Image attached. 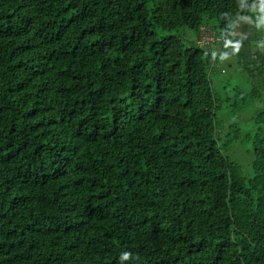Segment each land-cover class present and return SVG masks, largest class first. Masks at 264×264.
<instances>
[{
    "label": "trees",
    "instance_id": "trees-1",
    "mask_svg": "<svg viewBox=\"0 0 264 264\" xmlns=\"http://www.w3.org/2000/svg\"><path fill=\"white\" fill-rule=\"evenodd\" d=\"M263 4L0 0V264H264ZM221 106L259 107L219 142Z\"/></svg>",
    "mask_w": 264,
    "mask_h": 264
},
{
    "label": "rangeland",
    "instance_id": "rangeland-1",
    "mask_svg": "<svg viewBox=\"0 0 264 264\" xmlns=\"http://www.w3.org/2000/svg\"><path fill=\"white\" fill-rule=\"evenodd\" d=\"M254 21L253 19H249V17H244L241 20V23L239 24V31L240 28L243 24L246 22L248 23L250 20V23H253L252 27L247 30L248 32L250 31L251 36L253 37L252 42L258 43L259 46L256 47V49H260L259 52L264 51V4L261 7V9L257 12L254 13ZM186 36L190 39L195 38V33L190 31L189 29L184 30ZM257 33V35L255 34ZM248 34V33H247ZM224 68L225 72L221 73L220 69ZM239 67H236L234 64V61L232 60L231 57L224 58L223 60L218 61V67L214 70L212 73V80H213V88L218 91L222 97H226L227 94L233 95L235 94L234 88L236 86L238 87H244L247 89L248 83L245 80L244 77L245 74L239 76L238 74ZM248 79V78H247ZM225 86V88H223ZM246 97L250 98V92L249 90L245 91ZM232 98V97H231ZM234 101V99L232 98ZM258 108L259 106H254ZM248 109L243 111L240 115L237 114V116H232L228 110H225L223 106L220 107L219 109V116H217L216 121L218 123V132H217V137L219 139V142H222L225 139V130L229 131L232 129V127L238 126L239 129H241V133L244 135L245 131L248 132L251 123L254 122L253 116L255 115V112H253V109ZM219 117L223 119V121L219 120ZM223 131V132H222ZM235 152L233 154V159L240 161L241 164H244L243 170L244 172L248 173L249 171V165H245L246 162L252 157L251 154V149L248 146V143H243V141H239L234 145Z\"/></svg>",
    "mask_w": 264,
    "mask_h": 264
},
{
    "label": "built area",
    "instance_id": "built-area-1",
    "mask_svg": "<svg viewBox=\"0 0 264 264\" xmlns=\"http://www.w3.org/2000/svg\"><path fill=\"white\" fill-rule=\"evenodd\" d=\"M214 30L210 28L209 26H200L198 30V36H197V43L200 45H213V43L217 40V37L214 35ZM218 41V40H217ZM213 42V43H212Z\"/></svg>",
    "mask_w": 264,
    "mask_h": 264
},
{
    "label": "clouds",
    "instance_id": "clouds-1",
    "mask_svg": "<svg viewBox=\"0 0 264 264\" xmlns=\"http://www.w3.org/2000/svg\"><path fill=\"white\" fill-rule=\"evenodd\" d=\"M129 253L128 252H123L122 254H121V260H127L128 258H129Z\"/></svg>",
    "mask_w": 264,
    "mask_h": 264
}]
</instances>
